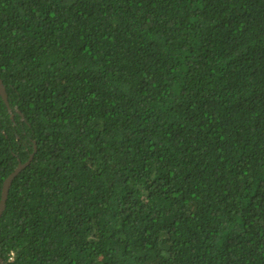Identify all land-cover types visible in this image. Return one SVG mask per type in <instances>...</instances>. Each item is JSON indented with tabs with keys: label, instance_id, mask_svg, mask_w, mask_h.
I'll return each mask as SVG.
<instances>
[{
	"label": "trees",
	"instance_id": "trees-1",
	"mask_svg": "<svg viewBox=\"0 0 264 264\" xmlns=\"http://www.w3.org/2000/svg\"><path fill=\"white\" fill-rule=\"evenodd\" d=\"M0 78L3 264H264V0H0Z\"/></svg>",
	"mask_w": 264,
	"mask_h": 264
},
{
	"label": "water",
	"instance_id": "water-1",
	"mask_svg": "<svg viewBox=\"0 0 264 264\" xmlns=\"http://www.w3.org/2000/svg\"><path fill=\"white\" fill-rule=\"evenodd\" d=\"M0 96L1 98L4 100V102L8 105V96L6 93V88L3 84V81L0 78ZM35 151H37V148H35ZM34 159V154H32L28 160V162H26L25 164L23 163H19L18 168L7 178V180L4 182L3 184V189H2V198H1V202H0V219L6 209V205H7V200L9 197V191L10 188L14 182V180L19 176V174L26 169L31 162ZM4 261L0 258V264H3Z\"/></svg>",
	"mask_w": 264,
	"mask_h": 264
}]
</instances>
